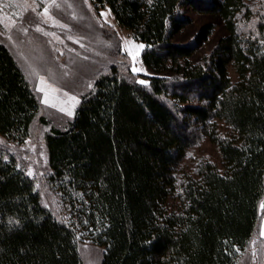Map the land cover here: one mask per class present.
I'll return each instance as SVG.
<instances>
[{
	"label": "trees",
	"instance_id": "1",
	"mask_svg": "<svg viewBox=\"0 0 264 264\" xmlns=\"http://www.w3.org/2000/svg\"><path fill=\"white\" fill-rule=\"evenodd\" d=\"M89 1L143 45L147 68L171 75L140 83L112 65L58 127L0 41V136L20 144L49 125L46 181L71 219L0 149V264H84L80 234L101 249L100 264H236L264 195V0ZM188 8L225 30L197 62L189 57L212 24L174 42ZM203 138L220 159L184 173Z\"/></svg>",
	"mask_w": 264,
	"mask_h": 264
},
{
	"label": "rangeland",
	"instance_id": "2",
	"mask_svg": "<svg viewBox=\"0 0 264 264\" xmlns=\"http://www.w3.org/2000/svg\"><path fill=\"white\" fill-rule=\"evenodd\" d=\"M101 13L107 15L101 16ZM185 15L189 22L174 35L172 40L176 43H186L202 24H212L207 40L189 57L191 62H197L210 52L225 30L214 14L188 8ZM0 41L8 47L33 88L40 104L39 113L50 122L49 125L58 127L72 119L73 114L68 115V112L74 113L94 79L112 65L138 82H147L142 76L171 75L167 69L153 71L147 68L140 57L143 48L140 46L143 45L129 30L117 25L106 7L97 8L89 0H0ZM45 100L48 103H44ZM49 125L36 123L20 144L0 136V149L13 154L25 172L31 173L29 176L42 201L56 217L71 222L64 211L65 206L46 181L49 169L44 134ZM219 159L216 145L203 138L189 149L181 170L191 172L198 162L217 163ZM262 205L264 195L259 203L257 228L236 264H264ZM77 242L84 264H100V248L83 234Z\"/></svg>",
	"mask_w": 264,
	"mask_h": 264
},
{
	"label": "snow or ice",
	"instance_id": "3",
	"mask_svg": "<svg viewBox=\"0 0 264 264\" xmlns=\"http://www.w3.org/2000/svg\"><path fill=\"white\" fill-rule=\"evenodd\" d=\"M149 2H151V0H149ZM106 13H101V16H106ZM143 47V46H140ZM135 71H139V69H136ZM140 83H145L144 81H140ZM40 91H43V89H40ZM73 100H75V97H72ZM44 103H48V100H45ZM61 111H64V109H61ZM72 112H68V115H72ZM29 175H31V173H29ZM262 207H264V205H262Z\"/></svg>",
	"mask_w": 264,
	"mask_h": 264
}]
</instances>
